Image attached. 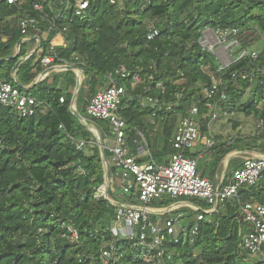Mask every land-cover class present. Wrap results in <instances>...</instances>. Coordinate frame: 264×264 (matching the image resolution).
I'll return each instance as SVG.
<instances>
[{
    "label": "trees",
    "instance_id": "1",
    "mask_svg": "<svg viewBox=\"0 0 264 264\" xmlns=\"http://www.w3.org/2000/svg\"><path fill=\"white\" fill-rule=\"evenodd\" d=\"M23 1V6L16 7L0 0V24L9 19L37 16L31 8L33 0ZM87 1L90 7L84 20L71 17L61 23L67 27L68 48L57 50L62 62L82 72L75 99L82 118L90 98L107 84V76L112 75L126 89L119 114L129 127L132 152L136 148L131 139L138 130L145 137L152 159L158 164H167L175 126L192 105L200 111L201 135H208L210 119L205 116L208 99L202 89L210 79L203 67L214 69L215 63L211 53L201 50L198 38L208 28L237 29L240 48L252 49L259 44V56L254 65L243 60L219 76L224 83L221 89L226 100L218 109L222 106L228 114L253 117L264 127V72H256L251 82L230 78L234 72L264 67V0H151L149 4L129 0L121 9L109 6L104 0ZM44 12L43 27L52 18L47 7ZM150 24L159 29L160 35L147 41ZM51 38L48 34L41 39L42 50ZM21 39L14 32L6 42H0V59L11 56ZM25 52L22 45L19 56ZM16 62L0 63V78L14 87L12 70ZM121 66L148 73L152 72L149 67L156 70L154 81L147 83L149 91L144 92L141 87L132 90L130 80L116 76L114 73ZM42 71L33 55L19 66L17 80L22 86H29ZM60 75L54 78H65L75 87L73 71ZM156 83H162L163 93L155 87ZM24 93L37 102H44L35 116L21 119L11 109L0 106V264H102L101 250L112 241L110 229L115 208L95 199L97 190L105 183L96 141L72 114L71 93H63L47 79ZM138 95L158 98L160 104L178 105L171 113L158 112L160 131L157 134L151 132L152 113L141 106ZM93 124L100 126L103 122L93 121ZM99 129L104 140L103 129ZM105 132L108 133L107 129ZM68 137L88 141L87 148L77 150ZM245 141L241 137L228 143L215 140L205 152L207 160L198 163V171L199 167L202 169L200 176L205 178L207 172L215 174L227 155L245 151ZM249 142L264 155L263 134L253 136ZM105 157L109 159L106 149ZM241 166L236 158L230 160L225 177ZM112 171L108 169L109 178ZM172 201L162 199L159 205L168 206ZM248 201L264 205V179L255 187L242 189L236 199L217 213L204 215L192 245L174 246L172 250L184 264H248L247 254L239 246L249 226L237 221L239 205ZM191 203L207 208L201 201L191 200ZM67 226L78 232V243L71 244L62 237ZM119 264L140 263L133 262L126 254Z\"/></svg>",
    "mask_w": 264,
    "mask_h": 264
},
{
    "label": "built area",
    "instance_id": "2",
    "mask_svg": "<svg viewBox=\"0 0 264 264\" xmlns=\"http://www.w3.org/2000/svg\"><path fill=\"white\" fill-rule=\"evenodd\" d=\"M109 6L121 9L129 0H104ZM149 4L151 0H143ZM6 3L16 7L25 4L23 0H6ZM52 14L51 21L41 26L45 19V8ZM87 0H33L31 8L37 14L35 17L9 19L0 24V42L17 32L21 37L20 45L25 40L33 38L36 45L33 52L25 54V61L35 52H39L37 61L44 70L52 68L53 71H65L70 64L62 62L57 56V50H67V27L63 24L68 18L84 20L89 11ZM60 23V25H58ZM50 34L46 48L41 49V39ZM160 35L159 29L150 24L147 28L146 40L152 41ZM197 43L202 51H207L214 58V69L203 67L210 79L204 86L202 94L208 99L207 109L208 133L211 122L218 118V106L226 100L224 85L220 79L229 67L246 60L252 66L258 59L259 50L241 49L239 31L225 29L214 31L205 29L198 38ZM15 46L16 53L20 54L19 47ZM21 58V57H20ZM77 60V57L74 58ZM57 62V63H56ZM151 73L142 69L127 70L124 66L116 69L115 75L130 80L131 89L141 87L144 92L149 91L147 83L153 82L156 70L149 67ZM254 70V71H253ZM76 73H82L75 68ZM256 72L263 74L264 67H254L250 72L245 69L231 74V79L248 80L251 82ZM183 74H180L182 77ZM106 87L99 89L88 101L85 115L92 121L103 122L108 133H104V147L109 151V159L105 162L107 169L111 168V178L108 176V190L104 192L101 186L95 194V199L104 200L115 208L113 225L110 229L112 241L104 245L101 250L102 264H119L124 256H130L133 262L140 264H184L178 253L172 250L174 246L192 245L199 235L200 223L204 215L217 213L225 204L238 197L242 189L257 186L264 179V156L244 158L242 166L234 170L222 180L220 187L215 188L207 179L200 176L198 163L205 151H208L215 140L210 135L201 140L200 111L192 105L182 116L170 140L172 153L165 165L156 163L148 148L142 132L135 130V137L131 143L136 153L142 154L148 160L138 162L132 153L129 141V127L120 116V106L125 98L126 89L112 78L107 76ZM181 80V79H180ZM155 87L164 92L162 83ZM141 106L151 111V132L157 134L160 124L156 120L158 112L171 113L177 104H160L158 98L150 95L137 96ZM216 99V101H214ZM62 104L64 99L61 97ZM44 102H37L34 98L23 93L17 87L0 78V106L11 109L21 119L35 116L37 110ZM161 121L163 118H160ZM63 130L62 126H59ZM257 135H264V127L256 121ZM102 131V130H100ZM77 150L86 149L88 141L76 140L68 137ZM95 141L96 138L94 137ZM109 141L112 145L109 146ZM204 152H195L200 144ZM231 141V140H230ZM92 144L93 142H89ZM119 181L116 187L113 182ZM118 195L123 200H117ZM119 197V198H120ZM172 199L168 206L159 205L162 199ZM191 200L204 202L206 209L191 203ZM237 221L247 224L249 231L242 236L239 248L247 254L248 264H264V205L254 201L239 205ZM71 244L79 242L78 232L70 226L62 234Z\"/></svg>",
    "mask_w": 264,
    "mask_h": 264
},
{
    "label": "rangeland",
    "instance_id": "3",
    "mask_svg": "<svg viewBox=\"0 0 264 264\" xmlns=\"http://www.w3.org/2000/svg\"><path fill=\"white\" fill-rule=\"evenodd\" d=\"M253 49L255 51H258L260 49V45L258 44ZM82 79H83V75H81V80ZM81 80L80 82H82ZM104 87H106V83L102 88ZM73 106H74V109L77 111L75 102ZM217 112H218L217 120L211 122L210 124V132L214 136L215 140H217V142L223 141V142L228 143V142H233L239 137H241L242 139L246 140L244 145L247 146L245 151L233 152L227 155L223 160L224 162L227 160L228 157H230L231 160L236 158V160L242 163L244 158H255L259 156H264V155H256V153H258L257 148L254 146V144L250 143L251 141L249 142V140L253 136H258L257 135L258 131L256 130V120L253 117H245L242 114H228L225 111V107H222V106L217 110ZM83 120L88 124V129L92 130L91 132L89 131L92 137L95 136L94 134L95 131L99 133L100 127L103 129V132L106 133L104 123L100 126L97 124H93V121L89 117H87L85 114H84ZM131 135H133L132 132H131ZM108 145L111 146L112 141H109ZM113 183L116 187L119 186V181L117 182L114 181ZM119 197L120 196L118 195V197L116 196L115 198L117 200H123L121 197L120 198ZM248 259H246L245 262L247 261L249 263Z\"/></svg>",
    "mask_w": 264,
    "mask_h": 264
},
{
    "label": "crops",
    "instance_id": "4",
    "mask_svg": "<svg viewBox=\"0 0 264 264\" xmlns=\"http://www.w3.org/2000/svg\"><path fill=\"white\" fill-rule=\"evenodd\" d=\"M7 39H8V38H7ZM43 39H44V37H43ZM32 40H33V38L27 39V40H25V42H23V43L20 45V47L23 45L24 48L26 49L25 54L31 53V52H33V50L35 49V46H36V45L34 44V42H33ZM15 46H16V45H15ZM15 46H14V48H13L12 55L16 54ZM20 47H19V50H20ZM34 55H36V59H37V57L39 56V52H35ZM32 56H33V55H32ZM19 58H20V56H19ZM66 71H73L74 74H75V77H76V78H79V79L81 80V75H82V73H80V72H79V73H76V72H75V69H71V70H68V69H67V70H65V71H51V72H49L46 76H44V78L42 79V81L45 80V79H47L49 83H52V82H53L54 86H55L56 88H58V89H61V90L63 91V93H65V94H67V93H71V94L73 95V93H74V88L71 87V85L67 82V80H66L65 78H58V79H55V78H54L55 76H61L60 74L65 73ZM42 72H43V71H42ZM40 74H41V73H40ZM40 74H39V75H40ZM39 75H37V77H36L35 80H37V78L39 77ZM12 76H13V70H12ZM81 81H82V80H81ZM80 84H81V82H80ZM26 87H28V86H26ZM210 135L214 138V136L212 135V133L210 132V130H209V133H208L207 136H206V135H201V133H200L201 140L205 139L206 137H208V136H210ZM204 151H205V150H204L203 146L201 145V141H200V144H198L197 147L195 148V152H200V153H202V152H204ZM205 152H206V151H205ZM205 152H204V154H203L201 160H207L208 155H207ZM132 153H133V155L135 156V158H136V160H137L138 162L143 163V162H145V161L148 160V159H147L145 156H143L142 154H138V153H136V151H134V152H132ZM256 155H262V154H260V153H256ZM168 157H169V155H168ZM168 157H167V160H168ZM230 160H231V158L228 157L227 160H226L225 162L222 161L220 167L216 170L215 174H213V175L210 174V175H209V173L207 172V175H208V176H206L205 178H208V179L211 181V183L214 185L215 188L220 187V184L222 183V180H223L224 178H226V177H225V172H226V170H227V167H228V164H229V161H230ZM198 172H199V174H202V169H200V167H199V171H198Z\"/></svg>",
    "mask_w": 264,
    "mask_h": 264
},
{
    "label": "water",
    "instance_id": "5",
    "mask_svg": "<svg viewBox=\"0 0 264 264\" xmlns=\"http://www.w3.org/2000/svg\"><path fill=\"white\" fill-rule=\"evenodd\" d=\"M33 41V40H32ZM21 43V40L17 42L16 44V47H18ZM11 60H17L14 68H13V78H14V83L16 84V87L23 91V92H26L28 90H30L31 88H33L35 85H37L39 82L42 81V79L44 78V76H46L49 72L53 71L52 68H49L47 70H44L43 72H41V74L39 75V77L37 78V80H34L32 84H30L28 87H24L20 84V82L17 80V71H18V68L19 66L25 61L24 57H21L19 58V54L16 53L14 55H11V56H8L4 59H0V63H3V62H6V61H11ZM71 69H75V68H72V67H68V70H71ZM79 88H80V79L79 78H76V81H75V87H74V93L72 95V99H71V105H70V109L72 111V114L78 119V121L88 130V131H92V130H89L88 129V124L83 120V118L78 114V112L74 109V102H75V99H76V96H77V93L79 91ZM95 134V138H96V144L99 148V151H100V155H101V158H102V164H103V169H104V180H105V183H104V192H105V195H106V192L108 190V185H107V180H108V172H107V169L105 167V162H106V157H105V147H104V142H103V139L100 135V133L98 132H94Z\"/></svg>",
    "mask_w": 264,
    "mask_h": 264
}]
</instances>
